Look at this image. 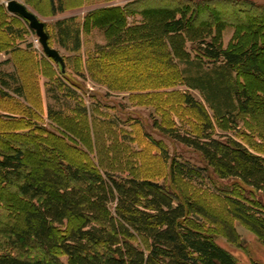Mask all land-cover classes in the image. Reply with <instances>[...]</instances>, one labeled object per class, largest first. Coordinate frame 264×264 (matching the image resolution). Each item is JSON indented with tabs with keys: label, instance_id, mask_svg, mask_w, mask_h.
Segmentation results:
<instances>
[{
	"label": "trees",
	"instance_id": "1",
	"mask_svg": "<svg viewBox=\"0 0 264 264\" xmlns=\"http://www.w3.org/2000/svg\"><path fill=\"white\" fill-rule=\"evenodd\" d=\"M148 1L153 0H135L128 6L102 9V13H117L119 26H124L127 16L134 13L132 10L128 15L126 9ZM172 1L174 6H161L153 12L160 11L171 17L174 14L165 24V33L175 41L176 53L186 55L182 50L183 40L201 14L203 3ZM49 2L52 15L63 13L69 7L66 0ZM80 2L82 5L86 0ZM191 9L194 16L189 17L187 13ZM213 9L217 11L215 6ZM261 10L264 13V7ZM57 29L59 44L78 52L81 26L76 19L60 21ZM45 30L53 47L46 25ZM132 30L127 29L129 32L123 38L133 41L134 35L143 32L139 28L141 32L132 35ZM257 31L262 32L263 26ZM161 35L159 42L165 47L166 36ZM262 38L258 43L238 49H224L204 37L194 43L197 59L183 61L190 69L186 76L187 71L180 70V77L191 90L201 92L205 104L188 91L165 93L160 97L175 96L188 110H197L201 117L199 124L189 130L166 124L157 127L197 152L205 166L172 157L165 147L152 140L167 171L162 181L156 177L103 172L85 163H73L69 153L82 158L81 151L62 137L46 130L34 134L23 126L15 127L14 122L20 120L1 117L4 123L0 124V143L4 146L0 147V264H238L229 251L216 243L215 225L220 220L205 201L219 200L229 206L230 212L222 209L229 218L222 220L229 239L235 238L233 222L238 221L264 240V158L233 136L216 134L207 109L215 119L231 126L238 124L242 114L254 112V102L262 100L264 92L252 94L246 81L241 82L240 78L264 74L259 52L263 47H258ZM10 41L7 34L1 33L0 51L13 45ZM164 52L176 55L172 48ZM96 57L89 60V66L100 63L99 67L108 75L107 70L114 65L106 63L100 53ZM8 63L9 60L0 62V66ZM205 65L209 68L204 69ZM57 66L60 75L65 77L67 64L64 73ZM155 69L153 66L150 70ZM57 81L63 85L61 79ZM67 91L70 93L67 95L76 96L73 90L67 88ZM0 98H29L23 79L15 71L0 70ZM72 110L76 114L87 113V108L78 104ZM62 114L49 108L53 119ZM8 141L13 144L7 145ZM30 152L34 153L37 168L29 165ZM218 180H229L232 184L217 185ZM236 187L260 198L256 203L263 212L259 210L257 214L254 211L257 209L234 197ZM137 237L144 245L134 243Z\"/></svg>",
	"mask_w": 264,
	"mask_h": 264
},
{
	"label": "rangeland",
	"instance_id": "2",
	"mask_svg": "<svg viewBox=\"0 0 264 264\" xmlns=\"http://www.w3.org/2000/svg\"><path fill=\"white\" fill-rule=\"evenodd\" d=\"M9 1L0 0V7L3 8L0 13V34H7L13 45L0 51V62L9 60L8 64L0 66V70L15 71L20 75L29 98H0V120L3 119L1 117L20 120L21 122H14L15 127L23 126L27 128L26 131L34 134H41L43 130L55 133L81 151L83 159L76 153H69L68 157L73 163H85L103 172L156 177L162 181L167 171L160 151L152 144V140L165 147L172 157L205 166L197 152L163 134L157 127L166 124L189 130L193 125L199 124L201 117L197 110H188L178 103L175 96L160 97L165 93L188 91L205 104L201 92L191 90L180 77V70L187 71L184 73L186 76L190 69L183 61L197 59L194 43L198 38L212 40L224 49H238L258 43L263 36L258 47H263L259 52L264 62V15L263 21H260L264 0H194L201 1L203 7L198 19L188 28V37L183 40L182 50L186 55L176 53L175 41L168 39L170 37L165 33V24L173 19L174 14L171 17L160 11L153 12L163 6H174L175 2L172 0L148 1L132 9L126 7L127 14L132 10L134 13L127 16L124 26H119L120 18L117 13H102V9L128 6V3L135 0H86L82 5L80 0H66L69 7L56 15L51 13L49 0H16L45 23L53 48L66 59L67 75L62 77L57 64L44 54L29 23L8 12ZM183 1L185 0L181 2ZM214 6L217 11L213 9ZM188 11L189 17L194 16L192 9ZM90 15H93L92 19L89 18ZM71 18H75L81 26V48L78 52L63 48L57 35L58 23ZM106 24L110 25L108 29ZM260 26H263L262 32L257 31ZM133 28L130 31L132 35L141 32L139 28L143 30L142 34L134 35L133 41L123 38L125 32H129L127 29ZM163 33L166 36L165 47L159 42ZM124 41L127 43H123ZM169 48L177 56L164 52L169 51ZM99 53L106 58V63L114 65L111 69H106L108 75L104 73V68L99 67L100 63L89 66V60L97 58ZM153 66L156 69L151 71ZM207 68L209 65L204 66V69ZM58 79H61L63 85ZM243 80L252 94L264 92V74L259 77H241L240 81ZM67 88L76 92V96L67 95L70 94ZM76 104L86 107L87 113L76 114L72 110ZM263 104L264 98L255 101L254 112L242 114L236 126L215 119L213 112L207 109L212 117L214 132L233 136L264 158ZM49 108L62 112V117L51 118ZM31 112L34 116L30 115ZM1 122L4 123L1 120L0 124ZM6 144L11 146L13 141ZM3 146L0 143V147ZM33 156L34 153L30 152L29 165L37 168ZM217 183L230 186L232 181L218 180ZM210 190L215 193L214 189ZM233 191L236 193L234 197L257 209L254 210L257 214H260L259 210L263 212L256 203L260 198L241 191L238 187ZM199 198L202 199L203 196ZM205 202L220 220L215 225L216 243L229 251L238 264H264L263 238L235 221V238L229 239L228 230L222 223V220H229L222 210L224 208L230 212L229 206L223 205L219 200ZM134 243L144 245L140 237L135 238Z\"/></svg>",
	"mask_w": 264,
	"mask_h": 264
},
{
	"label": "water",
	"instance_id": "3",
	"mask_svg": "<svg viewBox=\"0 0 264 264\" xmlns=\"http://www.w3.org/2000/svg\"><path fill=\"white\" fill-rule=\"evenodd\" d=\"M7 10L9 13L17 15L29 23V27L35 32L42 46L44 54L57 63L64 73L66 71V64L64 58L59 51L49 45V37L45 30V23L42 22L34 13L29 11L25 5L16 0H10L7 3Z\"/></svg>",
	"mask_w": 264,
	"mask_h": 264
}]
</instances>
